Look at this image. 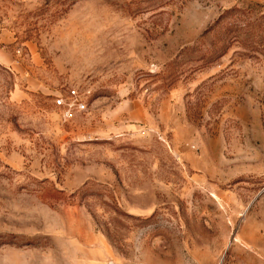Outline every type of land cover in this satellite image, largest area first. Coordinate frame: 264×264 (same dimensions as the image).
Masks as SVG:
<instances>
[{
	"label": "rangeland",
	"instance_id": "1",
	"mask_svg": "<svg viewBox=\"0 0 264 264\" xmlns=\"http://www.w3.org/2000/svg\"><path fill=\"white\" fill-rule=\"evenodd\" d=\"M0 264H264V0H0Z\"/></svg>",
	"mask_w": 264,
	"mask_h": 264
},
{
	"label": "built area",
	"instance_id": "2",
	"mask_svg": "<svg viewBox=\"0 0 264 264\" xmlns=\"http://www.w3.org/2000/svg\"><path fill=\"white\" fill-rule=\"evenodd\" d=\"M54 107L63 111L64 116H71L73 113H81L86 110L84 102L80 99L74 89L66 91L65 97H57L53 101Z\"/></svg>",
	"mask_w": 264,
	"mask_h": 264
}]
</instances>
